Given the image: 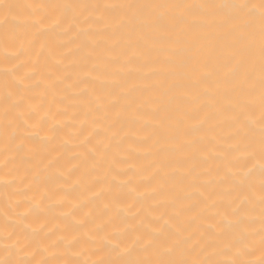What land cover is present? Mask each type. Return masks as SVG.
I'll list each match as a JSON object with an SVG mask.
<instances>
[{
  "label": "bare ground",
  "instance_id": "bare-ground-1",
  "mask_svg": "<svg viewBox=\"0 0 264 264\" xmlns=\"http://www.w3.org/2000/svg\"><path fill=\"white\" fill-rule=\"evenodd\" d=\"M259 5L0 0V264H264Z\"/></svg>",
  "mask_w": 264,
  "mask_h": 264
},
{
  "label": "snow or ice",
  "instance_id": "snow-or-ice-1",
  "mask_svg": "<svg viewBox=\"0 0 264 264\" xmlns=\"http://www.w3.org/2000/svg\"><path fill=\"white\" fill-rule=\"evenodd\" d=\"M232 8L238 9L243 12L245 9H248V15L251 16L254 14V9L256 5H248L246 3H237L230 5ZM67 7V6H66ZM223 7V6H220ZM260 24H261V102H262V110H264V0H260ZM238 17H232L231 21L237 20ZM261 172L264 174V131H262V139H261ZM152 241H149L151 244ZM173 251L172 248L164 249V254H170ZM101 264H105V262H101ZM106 264H188L187 261H177L172 259H161L158 261H109Z\"/></svg>",
  "mask_w": 264,
  "mask_h": 264
}]
</instances>
